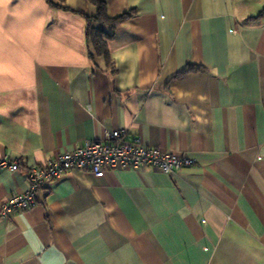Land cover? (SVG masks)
<instances>
[{
	"label": "crops",
	"instance_id": "crops-1",
	"mask_svg": "<svg viewBox=\"0 0 264 264\" xmlns=\"http://www.w3.org/2000/svg\"><path fill=\"white\" fill-rule=\"evenodd\" d=\"M105 3L133 11L91 23L108 62L88 0H0V159L18 165L0 206L28 167L121 128L195 163L67 171L0 216V264H264V0Z\"/></svg>",
	"mask_w": 264,
	"mask_h": 264
},
{
	"label": "built area",
	"instance_id": "built-area-1",
	"mask_svg": "<svg viewBox=\"0 0 264 264\" xmlns=\"http://www.w3.org/2000/svg\"><path fill=\"white\" fill-rule=\"evenodd\" d=\"M194 163L192 157L146 145L127 129H117L107 133L104 138L87 139L71 151L61 152L44 163L28 167L25 172L28 188L3 201L0 216L7 217L15 211L33 207L36 204V194L43 185L61 178L72 169L90 171L101 177L118 168L141 170L154 167L170 173ZM0 166L18 169L17 163L6 157L0 159Z\"/></svg>",
	"mask_w": 264,
	"mask_h": 264
},
{
	"label": "trees",
	"instance_id": "trees-1",
	"mask_svg": "<svg viewBox=\"0 0 264 264\" xmlns=\"http://www.w3.org/2000/svg\"><path fill=\"white\" fill-rule=\"evenodd\" d=\"M95 7V15L92 17L85 16L86 26H85V35L87 40L91 43L94 52L97 55H103L107 62L109 61L108 57V48L107 41L112 37V34L106 32L101 28H96L91 25L93 21L109 25L114 29L119 23L128 19L133 15V11L123 12L115 17H109L107 14L105 0H88ZM49 4L53 5L50 1ZM59 7L58 5H55ZM257 17H264V8H262ZM203 68L200 65H187L184 69L177 73V75H184L190 71L202 70Z\"/></svg>",
	"mask_w": 264,
	"mask_h": 264
}]
</instances>
